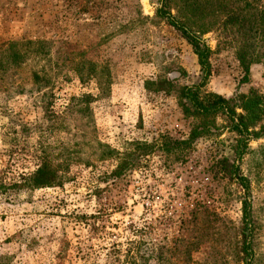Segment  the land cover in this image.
<instances>
[{"label": "rangeland", "instance_id": "rangeland-1", "mask_svg": "<svg viewBox=\"0 0 264 264\" xmlns=\"http://www.w3.org/2000/svg\"><path fill=\"white\" fill-rule=\"evenodd\" d=\"M185 1L196 20L220 16L203 36L204 89L264 94V61L247 72L239 59L248 39L254 46V0ZM161 7L0 0V264H264V137L251 138L232 175L217 166L234 154L227 127L190 150L164 149L200 122L184 115L177 90L205 73ZM230 11L247 14L251 30L242 17L222 30ZM168 81L177 89H161ZM126 155L139 162L114 175ZM43 163L57 178L33 188L27 179Z\"/></svg>", "mask_w": 264, "mask_h": 264}, {"label": "trees", "instance_id": "trees-1", "mask_svg": "<svg viewBox=\"0 0 264 264\" xmlns=\"http://www.w3.org/2000/svg\"><path fill=\"white\" fill-rule=\"evenodd\" d=\"M226 1L222 0L225 4ZM248 1L246 0L245 2L246 8L251 6ZM254 2L256 5L254 8L255 14L252 16L254 19V36L252 35L254 46L251 47L252 43L248 39L246 41L247 44L245 43L241 48L242 53L239 54V59L247 72L250 71L252 64L264 61V6L262 0H254ZM173 6L177 10L176 15L172 13ZM191 6L192 4L190 5L186 1L182 5L180 0H162V7L158 10V15L164 18L191 45L205 73L204 82L192 87L178 88L177 90L184 115L200 119V122L193 127L187 139L167 140L163 143V146L167 151L190 150L200 139L212 136L219 137L222 130L227 127L231 133L238 136L234 145V154L230 158L218 161L217 166L226 175H232L240 172V163L245 158L251 138L260 139L264 137V94L252 90L249 94H236L232 98H225L217 93H209L204 89L207 80L211 77L209 57L212 51L203 41V36L217 25H220L218 20L220 16H214L215 18H213L210 13L203 11L200 15V20H196V17L189 14L186 9V7ZM241 17L240 29L243 32L250 31V18L247 14ZM241 17L235 12H228L221 23L222 30H224L223 27L228 29V27L233 28L234 25H239ZM42 44H45V42ZM12 49L16 50L14 46ZM11 56L19 57L15 52ZM79 67L76 68V71L81 82L85 83V70ZM41 81L44 83L45 88H49L53 83L50 76H45ZM172 82H165L167 86L163 85L161 89L176 90L177 88ZM218 118L223 119L226 126H218ZM126 159V162L122 163L113 173L114 175H120L129 162L132 161L133 165L139 162L138 156L126 155ZM57 172L50 163H43L27 180L33 188L50 187L55 183ZM242 180L244 182L245 178L243 177ZM245 246L244 254L248 255V246Z\"/></svg>", "mask_w": 264, "mask_h": 264}]
</instances>
